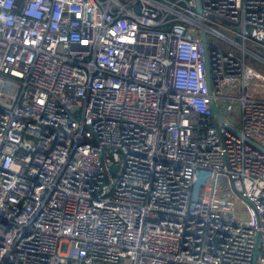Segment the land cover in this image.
I'll use <instances>...</instances> for the list:
<instances>
[{"label": "built area", "instance_id": "1", "mask_svg": "<svg viewBox=\"0 0 264 264\" xmlns=\"http://www.w3.org/2000/svg\"><path fill=\"white\" fill-rule=\"evenodd\" d=\"M201 6L0 0V264H264V0Z\"/></svg>", "mask_w": 264, "mask_h": 264}, {"label": "water", "instance_id": "2", "mask_svg": "<svg viewBox=\"0 0 264 264\" xmlns=\"http://www.w3.org/2000/svg\"><path fill=\"white\" fill-rule=\"evenodd\" d=\"M197 7L198 10L201 11L202 6H201V0H197ZM201 39L204 43V52H205V61H206V79H207V83L209 86V93L212 92V87H211V81H210V65H209V50H208V44H207V34L205 32V30H202L201 33ZM211 108H212V112L215 116H217L223 123L226 124V126L228 128H233L232 126H230L229 124H227L225 117L222 114V111H220V109L218 108V106L216 105L215 101L213 100V98H211ZM226 112V111H225ZM239 135H241V133L239 131H236ZM246 140L248 142H250L251 144H253L254 146H256L257 148H260V150L264 151V147L259 144L258 142L252 140L251 138L245 136Z\"/></svg>", "mask_w": 264, "mask_h": 264}, {"label": "rangeland", "instance_id": "3", "mask_svg": "<svg viewBox=\"0 0 264 264\" xmlns=\"http://www.w3.org/2000/svg\"><path fill=\"white\" fill-rule=\"evenodd\" d=\"M208 40L211 44H215L219 47H221L222 49H228L231 48L227 42L223 41V39H221L220 37L216 36V35H208ZM259 52L264 55V52L262 51V49L258 48ZM256 63V62H255ZM258 64V69L261 70L264 73V64L261 60L257 61ZM226 92H230L229 89L225 90ZM251 91L252 94H254V96H264V84H261L259 86H256L254 90L249 89L248 93Z\"/></svg>", "mask_w": 264, "mask_h": 264}, {"label": "trees", "instance_id": "4", "mask_svg": "<svg viewBox=\"0 0 264 264\" xmlns=\"http://www.w3.org/2000/svg\"><path fill=\"white\" fill-rule=\"evenodd\" d=\"M255 62H256V63H255ZM251 63H252L256 68H259V67H258V64H257V61L252 60Z\"/></svg>", "mask_w": 264, "mask_h": 264}]
</instances>
